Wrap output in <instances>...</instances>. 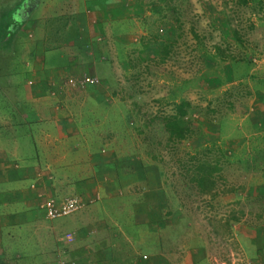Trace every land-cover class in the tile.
<instances>
[{
  "label": "crops",
  "instance_id": "obj_1",
  "mask_svg": "<svg viewBox=\"0 0 264 264\" xmlns=\"http://www.w3.org/2000/svg\"><path fill=\"white\" fill-rule=\"evenodd\" d=\"M148 14L138 0H0V264H235L192 241L176 255L177 235L159 241L185 211L169 207L159 165L122 141L132 127L117 87ZM257 37L244 58L221 55L229 107L185 140L192 152L221 143L240 264H264V32ZM83 73L101 85L67 83ZM73 196L80 211L46 217L45 199Z\"/></svg>",
  "mask_w": 264,
  "mask_h": 264
},
{
  "label": "rangeland",
  "instance_id": "obj_2",
  "mask_svg": "<svg viewBox=\"0 0 264 264\" xmlns=\"http://www.w3.org/2000/svg\"><path fill=\"white\" fill-rule=\"evenodd\" d=\"M138 1L150 14L147 15L146 34L140 43L142 48L130 60L129 78L123 76L117 87L118 96L124 95L121 99L130 111L132 127L125 134L127 123L124 125L122 141L131 140L130 145L133 143L143 156L159 165L169 207L178 202L186 216L183 223L170 226L159 236V241L166 245V240L169 242L177 235L180 241L174 242L176 255L185 253L183 251L192 241L193 245L203 244L201 248L205 247L210 257L240 264L242 261L235 252L239 244L230 227V218L240 216L235 208L239 203L221 198L234 188L233 174L221 155V143L211 142L200 149L204 151L201 154L204 159L200 162L208 160L215 170L212 184L205 181L200 184L198 180L203 173L196 172L199 162L192 159L190 145L185 140L170 138L165 118L181 113L179 103L188 100L191 106L183 108V115L192 134L201 132L200 120H221V111L229 106L221 95V54L215 47L221 45L226 54L242 59L248 55L251 44H260L257 36L264 32V2ZM157 8L162 10L159 12ZM167 37H170L168 45L171 46L165 54ZM230 102L235 104L233 100ZM118 139L122 143L120 136Z\"/></svg>",
  "mask_w": 264,
  "mask_h": 264
},
{
  "label": "trees",
  "instance_id": "obj_3",
  "mask_svg": "<svg viewBox=\"0 0 264 264\" xmlns=\"http://www.w3.org/2000/svg\"><path fill=\"white\" fill-rule=\"evenodd\" d=\"M157 10L160 12L162 9L157 8ZM170 40V37L165 38V43H164V49H165V54L168 53V49L170 48L171 45H168V41ZM216 51L218 54H221L227 58H231V55L226 54V52L222 49L221 45H216L215 47ZM191 106V103L188 100H182L179 103V107L181 108V113H175L167 116L165 118V126L166 129L169 133V136L171 139H175L178 141H183L188 139L189 137H192V135H195V133H191L188 128L187 121L185 120V116L183 115L184 107H189ZM192 159L197 160L199 162V165L197 166L196 172L200 174V172L203 173L202 179L198 180L200 184H203L204 181L208 183H213V173L215 170L212 167V163L209 162L208 160H205L203 162H200V159L203 160L204 156H201V154H204L203 150H196L193 151L192 153ZM207 157V156H205ZM212 167V169H211ZM206 171V174L204 173ZM236 215L233 217L235 218ZM233 220L232 218H230ZM230 223V221L228 220Z\"/></svg>",
  "mask_w": 264,
  "mask_h": 264
},
{
  "label": "built area",
  "instance_id": "obj_4",
  "mask_svg": "<svg viewBox=\"0 0 264 264\" xmlns=\"http://www.w3.org/2000/svg\"><path fill=\"white\" fill-rule=\"evenodd\" d=\"M67 83L71 86L78 87L79 89H86L90 87H98L101 85V79L97 75L83 73L79 77H70ZM96 198L90 200L91 203L95 202ZM83 201L77 197H67L62 200H57L53 197L45 199L41 203V207L45 211L48 219H58L68 217L77 213L83 208ZM69 240L73 239L72 235L68 236Z\"/></svg>",
  "mask_w": 264,
  "mask_h": 264
}]
</instances>
